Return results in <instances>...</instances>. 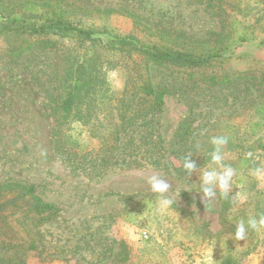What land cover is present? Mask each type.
Segmentation results:
<instances>
[{
	"label": "rangeland",
	"instance_id": "1",
	"mask_svg": "<svg viewBox=\"0 0 264 264\" xmlns=\"http://www.w3.org/2000/svg\"><path fill=\"white\" fill-rule=\"evenodd\" d=\"M2 3L37 26L53 12L61 13L94 35L88 41L58 32L9 31L0 17V187L34 186L57 209L39 225L29 220L22 224L20 215L0 220V264H206L210 250L212 264L227 258L233 264H264V229L236 241L222 224L219 195L203 202L198 191L201 171L216 167L211 164V138L225 135L224 163L236 170L232 211L249 207L257 192L264 194V179L253 175L256 167H264V0ZM33 3L37 8L31 14L25 9ZM118 37L198 56L216 51L221 41L230 50L206 67H158L132 49H111L108 44ZM244 37L247 42L240 41ZM83 70L104 95L98 110L90 106L98 115L91 120L94 127L64 120L62 110ZM209 77L235 81L210 85L204 81ZM147 79L166 90L164 111L154 115L153 123L150 116L141 119L135 133L125 138V157L142 166L121 167L104 146L111 145L113 124L124 112L123 93ZM148 106L135 102L130 113L146 114ZM190 113L195 120L192 144L182 146L174 133ZM58 128L61 157L53 137ZM157 128L164 153L161 143H154L160 137ZM132 143L140 146L138 157L128 153ZM83 155L97 160L77 168ZM104 157L107 162L99 165ZM186 157L197 165L191 176L183 168ZM159 158L169 163L167 169L153 164ZM153 175L169 183L176 206L158 210V196L147 182ZM33 239L41 240L37 250L29 249Z\"/></svg>",
	"mask_w": 264,
	"mask_h": 264
},
{
	"label": "trees",
	"instance_id": "2",
	"mask_svg": "<svg viewBox=\"0 0 264 264\" xmlns=\"http://www.w3.org/2000/svg\"><path fill=\"white\" fill-rule=\"evenodd\" d=\"M7 5L8 4L4 3L0 5V17L4 20V25L2 27H4V29L6 30L16 31L22 29L23 32L29 31L30 33L36 34L58 32L63 36H78L83 38V40H93V31L83 29L71 23L70 21L64 20V15L61 13H58L56 15L53 12V14H51V17H49L44 24L37 26L35 22L33 23L27 20V15H25L24 13L16 12L14 7H10L9 5ZM25 5L26 3H24L20 7L24 8ZM35 8H37V5L33 3L32 5L28 4L25 10H30L32 12L31 14H34L36 12ZM240 41L247 42L248 38H241ZM131 42H129L127 38L123 39L118 37L116 38V40L112 39V41H110L108 45L111 49L119 52H124L132 49L133 51H136L143 55L146 62H153V64L158 67L172 65L182 68L206 67L207 65H209L211 60L215 58H225V53L230 50V46L225 45L223 41H221L220 47H218L216 51H207L204 55L200 54L198 56L193 55L189 52L177 51L174 48L143 45L140 46ZM84 72V70L81 71L80 75L74 80L73 90L68 92V99L65 101L62 110L65 113L64 120L71 118V121H82L84 125L92 124V126L94 127L95 125H93L92 122H94V119L98 118V115L96 111H93L92 108H90V106L93 105L95 110H98L97 103L99 102V96L104 95L102 94V91H97L95 85H93L90 81H87L88 78L84 77ZM204 81L210 85L227 86L231 85L235 81V79H225L221 81L216 79L215 77H209ZM166 93V90L157 88L150 79L138 83L137 86H133V89L131 91L127 90L123 93L122 97L120 98V103L122 106L121 110H123L124 112L119 114V122L113 124L114 127L112 133L110 134L113 136V141L110 142L111 145L106 146V148L104 146V149H106V151L108 152L107 155H109V159L119 158V160L115 159V162L121 167L126 165L129 167L142 166V163L138 161V159L136 161H128L129 157H125V154H127L125 152L127 151L126 147L128 143L125 144L124 141L127 136L135 133L134 129L138 127L137 122H139L141 119L150 116V123H153L154 115L163 113L165 106L164 98L167 95ZM85 101L86 104H83V102ZM141 101H143V103L145 104H149L147 110L145 109L146 114L140 113L141 111H139L138 113L137 111H135L133 114L130 113L131 106H134L135 102L138 105ZM83 105H86L85 109L83 108ZM119 109L120 107L118 108V110ZM194 123L195 120L193 118V113H190L180 122L174 133L176 143H182V146L192 144L189 141V138L191 137L190 130ZM159 124V121H155V125L157 127L159 126ZM156 130L157 134H159L158 128ZM58 133L59 128L58 130H55L53 134V137H56L54 139L56 151L58 148L57 145H59L60 142L57 139ZM154 143L156 145L158 143H161L160 148L164 153L161 135L157 138V141H154ZM133 146L134 147H131L132 150L128 153L130 157H138L140 155V152L138 151L140 149V146ZM69 150L71 152H75L72 149ZM57 153L61 157L63 151L62 153H60V151L58 150ZM88 156H82L84 161H78V166L76 165L77 168H84L86 164H92V162H96L97 159L90 158L88 160ZM151 156L152 155H148V158H150ZM162 158L164 157L162 156ZM106 159L107 157H104L99 165L106 163ZM153 164L156 167L164 169H167L169 165V163L162 161L160 158L155 159V161H153ZM198 191H201L199 187ZM217 194L219 195L220 210L223 218L222 224L224 226V229L228 233L234 234L236 222L238 220H247L249 217H258L259 214L264 213V194L262 193H256L254 201L250 204L251 206H242L241 209H237L236 212L232 211L234 206V199L232 197V194H234L233 191H230V193L225 196L217 190ZM173 205L176 206L175 204ZM56 213V207L52 203L46 202L41 196H39L34 186L24 185L21 183H8L0 187V220H7L9 216L12 217L20 215V218L23 219V221L21 222L22 224H24L26 220H29L36 221L37 225H39L49 220ZM231 216H233V218H231ZM263 229L264 228H261L260 230ZM253 232L254 231H250L248 238H250ZM40 244L41 240L39 241V239H33V241H31L29 249L37 250ZM125 257L127 258V256ZM227 259H225L226 261H223L221 264L235 263V261L233 262V259Z\"/></svg>",
	"mask_w": 264,
	"mask_h": 264
},
{
	"label": "clouds",
	"instance_id": "3",
	"mask_svg": "<svg viewBox=\"0 0 264 264\" xmlns=\"http://www.w3.org/2000/svg\"><path fill=\"white\" fill-rule=\"evenodd\" d=\"M210 142L214 146L211 152V164L216 167L202 170L199 176L200 193L203 194V202H210L216 197L217 190L227 196L232 189L236 172L233 167L224 163L225 153L223 148L228 144L229 138L225 135L214 136ZM248 155L251 156V153H248ZM183 168L190 176L197 171V165L191 157L185 158ZM253 175L257 179H264V167H256L253 170ZM147 182L151 191L158 196V210L163 212L170 209L174 200L169 196V183L158 175L151 176ZM261 228H264V213L259 214L258 217H249L247 220L240 219L236 222L234 238L236 241H245L250 231H258ZM212 251L210 250L206 254V264H212Z\"/></svg>",
	"mask_w": 264,
	"mask_h": 264
}]
</instances>
